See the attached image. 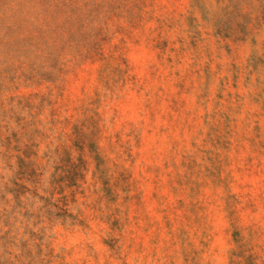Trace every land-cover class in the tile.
Masks as SVG:
<instances>
[{
	"label": "rangeland",
	"instance_id": "1",
	"mask_svg": "<svg viewBox=\"0 0 264 264\" xmlns=\"http://www.w3.org/2000/svg\"><path fill=\"white\" fill-rule=\"evenodd\" d=\"M0 264H264V0H0Z\"/></svg>",
	"mask_w": 264,
	"mask_h": 264
}]
</instances>
